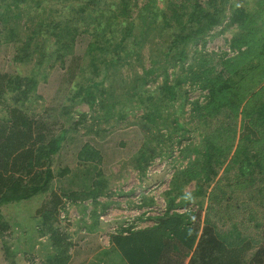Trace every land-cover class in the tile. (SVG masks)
Wrapping results in <instances>:
<instances>
[{
  "label": "trees",
  "instance_id": "trees-1",
  "mask_svg": "<svg viewBox=\"0 0 264 264\" xmlns=\"http://www.w3.org/2000/svg\"><path fill=\"white\" fill-rule=\"evenodd\" d=\"M230 1L0 0V34L5 42L18 37L13 61L31 64L25 76L0 75V103L5 105L0 208L50 193L55 175L67 173H54V157L69 133L80 126L92 131L85 126L89 117L98 127L113 117L119 124L129 115L127 105H138L145 134L134 159L139 175L174 148L186 164L174 170L165 210L153 224L121 228L110 236V248L88 264H264V5L258 1L260 10L251 12ZM222 26L241 31L229 41L231 56L205 49L208 34ZM167 30V40L155 46L156 35ZM81 35L89 41L79 58L72 55ZM56 65L64 70L63 85L68 84L61 106L65 126L57 133L55 123L37 122L30 108L41 99L35 93L47 78L45 71ZM191 90H198L201 99L190 101ZM78 104L90 115L76 111ZM76 158L81 164L101 163L99 152L87 144ZM96 177L91 189L51 193L37 210L32 241L45 238L50 251L42 264L70 262L73 244L59 225L64 202L90 201L92 224L82 222L95 230L97 210L105 208L98 202L105 190L103 176L97 172ZM191 183L193 190L185 194ZM241 194L245 200L234 210L248 212L251 223L219 229L207 214L218 207L227 212L222 196L230 200ZM9 229L0 214V233ZM16 249L3 244L7 263L14 264Z\"/></svg>",
  "mask_w": 264,
  "mask_h": 264
},
{
  "label": "rangeland",
  "instance_id": "rangeland-1",
  "mask_svg": "<svg viewBox=\"0 0 264 264\" xmlns=\"http://www.w3.org/2000/svg\"><path fill=\"white\" fill-rule=\"evenodd\" d=\"M258 1L264 5V0H231L230 4L234 8H245L253 12L259 11L261 8ZM224 28V26L216 28L208 34L205 44L207 52L226 53L229 56L234 54L228 49L229 41L232 36L241 31L235 26ZM20 32L19 38L23 40L25 28H22ZM168 32L167 30V32L156 35L155 46L158 47L160 42L167 40ZM17 40L18 37L16 36L12 41L13 43L5 42L4 35L0 34V75L25 76L31 69V64L23 65L13 61ZM88 41L89 37L86 35L77 37L74 40V55L72 56L82 58ZM195 48L199 50L201 44ZM144 54V64L147 66L146 50H144ZM69 58L66 59V64H68ZM136 71L140 73V69L137 68ZM63 73L64 70L59 69L57 65L46 70L47 78L38 84L35 93L41 99L33 101L30 105V108L36 113L34 119L37 122H44L49 126H53L55 123V133H57L56 129L65 126L64 116H61V106L65 104L64 96L68 84L64 86L62 83ZM201 96L198 90H191L188 99L193 101L201 99ZM3 107L5 105L0 103V114ZM127 107L129 115L124 122L115 124L116 118L113 117L98 127L89 117L85 126L91 127L89 129L92 130L91 132L87 133L88 128L86 130L80 126L77 132L67 135L60 151L54 157L52 165L55 174L62 170H67V173L63 177L55 175L50 193L26 203L0 208L1 216L10 226L8 233H0V264H9L5 261L4 243L10 245L12 250L15 248L19 250L14 255V264H42L43 257L50 251L45 238H36L32 241V238L36 236L34 226L37 224L32 219L36 218L37 210L44 203H48L51 193L67 194L91 189L93 181L97 178V172L103 176L105 187L103 194L98 198V202L105 208L101 209L100 207L97 210L98 224L94 227L95 230L88 231L83 227L82 222H86V226L92 224L90 201L75 204L64 202V208L59 211V225L66 229L73 244L69 251V264H86L98 252L110 248V236L118 233L121 228L131 226L134 229H144L150 227L153 224V218L164 212V194L169 189L174 170L182 169L186 161L181 160L177 149L174 148L171 155L168 153L166 156L156 157L148 165L144 175H139L134 168V159L145 140L144 131L139 126L142 111L138 109V105L130 106L128 104ZM74 108L80 113L90 115L85 105L78 104ZM49 130H53V128L51 127ZM239 135L241 132L238 133ZM191 136L192 140L199 142L196 134H191ZM85 144L99 152L101 156L99 165L94 163L81 164L77 161V153ZM193 187V183L189 184L185 187L184 193L189 194ZM226 198L227 195L222 196V201L226 206L222 205L221 207L228 211H219L220 207L208 214L203 211L200 217L201 228L204 213L205 216L206 214L209 216L212 222L217 223L219 229L227 230L232 224L249 226L251 223L249 213L242 209L234 210L236 207L241 208L245 194L231 195L230 200H226ZM206 202L205 204H207ZM23 250H27V253H24Z\"/></svg>",
  "mask_w": 264,
  "mask_h": 264
},
{
  "label": "crops",
  "instance_id": "crops-1",
  "mask_svg": "<svg viewBox=\"0 0 264 264\" xmlns=\"http://www.w3.org/2000/svg\"><path fill=\"white\" fill-rule=\"evenodd\" d=\"M105 250V249H104ZM89 262V261H88ZM88 262L86 264H88Z\"/></svg>",
  "mask_w": 264,
  "mask_h": 264
}]
</instances>
